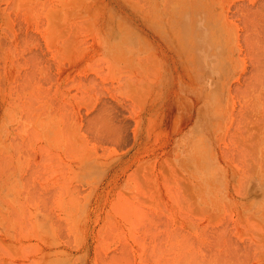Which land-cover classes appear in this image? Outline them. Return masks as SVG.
Wrapping results in <instances>:
<instances>
[{
    "label": "rangeland",
    "instance_id": "1",
    "mask_svg": "<svg viewBox=\"0 0 264 264\" xmlns=\"http://www.w3.org/2000/svg\"><path fill=\"white\" fill-rule=\"evenodd\" d=\"M0 264H264V0H0Z\"/></svg>",
    "mask_w": 264,
    "mask_h": 264
}]
</instances>
